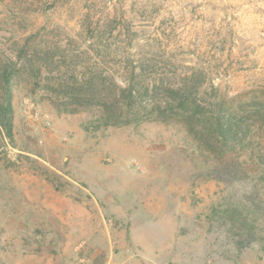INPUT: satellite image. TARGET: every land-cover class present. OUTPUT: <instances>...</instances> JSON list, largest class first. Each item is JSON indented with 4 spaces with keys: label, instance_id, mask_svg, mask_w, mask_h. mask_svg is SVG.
Instances as JSON below:
<instances>
[{
    "label": "rangeland",
    "instance_id": "374dc122",
    "mask_svg": "<svg viewBox=\"0 0 264 264\" xmlns=\"http://www.w3.org/2000/svg\"><path fill=\"white\" fill-rule=\"evenodd\" d=\"M27 37L60 58L22 77L0 134V264H264L258 166L216 159L181 123L101 128L50 102L70 70L82 81L87 46L116 77L127 59L155 76L153 58L159 74L203 73L208 99H247L264 89V0H0V58ZM228 206L256 216L255 241Z\"/></svg>",
    "mask_w": 264,
    "mask_h": 264
},
{
    "label": "trees",
    "instance_id": "16d2710c",
    "mask_svg": "<svg viewBox=\"0 0 264 264\" xmlns=\"http://www.w3.org/2000/svg\"><path fill=\"white\" fill-rule=\"evenodd\" d=\"M31 39L27 37L24 43L17 44L15 55L0 58V134L10 140L14 131L13 91L20 87L22 77L29 72L42 80L48 72L58 73L54 57L60 55L52 54L49 47L30 48L27 41ZM61 48L57 46V50ZM22 58L26 60L23 62ZM91 59V47L87 46L82 50V81H75L78 76L70 70L74 81L59 83L51 92L54 97L50 102L58 112H90L92 124L101 128L145 122L181 123L198 145L216 159L229 157L240 162V168L252 162L264 181V89L249 94L247 99H208L205 79L199 71L159 74L155 71L158 62L151 58L149 62L156 73L151 76L146 63L139 61V66H132L131 70L128 64L133 62L127 59L124 74L116 77ZM221 216L242 243L256 240L258 225L254 214L228 206Z\"/></svg>",
    "mask_w": 264,
    "mask_h": 264
}]
</instances>
